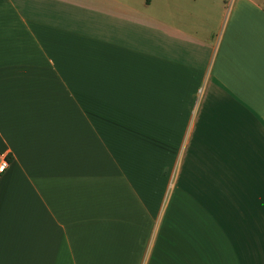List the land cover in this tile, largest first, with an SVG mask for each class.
<instances>
[{"label": "crops", "instance_id": "crops-1", "mask_svg": "<svg viewBox=\"0 0 264 264\" xmlns=\"http://www.w3.org/2000/svg\"><path fill=\"white\" fill-rule=\"evenodd\" d=\"M0 154V264H264V0H0Z\"/></svg>", "mask_w": 264, "mask_h": 264}, {"label": "rangeland", "instance_id": "rangeland-1", "mask_svg": "<svg viewBox=\"0 0 264 264\" xmlns=\"http://www.w3.org/2000/svg\"><path fill=\"white\" fill-rule=\"evenodd\" d=\"M224 21H225V19H224ZM121 140L124 141L125 139H121ZM121 146H122L123 149H127V150L130 149V147H129V145L127 143H122ZM125 152H126V150H123V153L121 155V160L118 161V162L119 163H127V162L130 163L131 168H130V170H127V171L130 173L132 180L135 181V182H137V186H136L137 190L136 191H137L138 198H141L142 197V194L143 195L145 194V190L147 188V190L149 191V193H148V199H149L150 194H151V192H150L151 185L150 184H147V186H146V184L144 185V178H145V171H144L145 170L144 169V165H145V155H144V148H138V158H137L136 161H129V160H127L126 159V156H129V154L127 155ZM137 165H138V169H137ZM135 171H137L138 176L135 173ZM124 187H125V185H124V181H123V183L121 184V186H119L118 192L119 191H123ZM155 188H159L160 189V187H155ZM134 189L135 188H133L132 189V192H131L133 196L132 197L129 196L132 199V205H133V202H134V198L137 200L136 193H135V190ZM122 193H123V197H122L121 201H122V204L123 205H126V197H128V196H126V194H129L128 188H127V192L126 191H123ZM153 195H154L153 196L154 206L156 207L157 201L155 200V195H156L155 192H153ZM121 201H116V203H121ZM164 208L163 207L160 208L161 213L159 214V217L158 218L157 217L155 218V222H156V226H155V230H156L155 237H156V234H157L158 229L160 228V224H161V221H162V214H163Z\"/></svg>", "mask_w": 264, "mask_h": 264}, {"label": "built area", "instance_id": "built-area-1", "mask_svg": "<svg viewBox=\"0 0 264 264\" xmlns=\"http://www.w3.org/2000/svg\"><path fill=\"white\" fill-rule=\"evenodd\" d=\"M9 158L7 155L0 154V176L2 175L3 172L7 170L9 167Z\"/></svg>", "mask_w": 264, "mask_h": 264}]
</instances>
